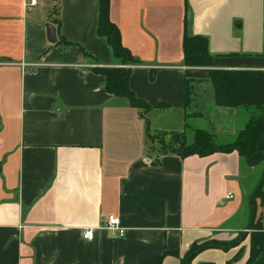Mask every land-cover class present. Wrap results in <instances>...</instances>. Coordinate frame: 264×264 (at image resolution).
I'll use <instances>...</instances> for the list:
<instances>
[{"label": "crops", "instance_id": "0c3cea01", "mask_svg": "<svg viewBox=\"0 0 264 264\" xmlns=\"http://www.w3.org/2000/svg\"><path fill=\"white\" fill-rule=\"evenodd\" d=\"M29 1L0 0V264H156L163 253L161 264H180L193 243L245 232L234 263L244 264L250 196L263 166H245L235 151L155 162L145 119L155 132L227 126L229 138L245 126L253 109L215 106L202 78L191 90L208 96L205 115L189 117L184 19L214 56L262 57L264 0H110L109 18L137 60L129 88L151 107L143 114L108 94L93 71L116 65L95 34L98 0H36L28 10ZM46 23L57 41L77 43L90 57L48 43ZM109 215L123 237L103 229ZM258 217L264 227V202ZM83 228L95 229L93 240L81 238ZM238 248L204 250L192 264H226Z\"/></svg>", "mask_w": 264, "mask_h": 264}, {"label": "trees", "instance_id": "16d2710c", "mask_svg": "<svg viewBox=\"0 0 264 264\" xmlns=\"http://www.w3.org/2000/svg\"><path fill=\"white\" fill-rule=\"evenodd\" d=\"M110 0H98L97 23L95 34L103 39L110 49L116 65L110 67H96L93 71L104 77V90L115 97L128 100L131 107L148 112L151 107L144 100L137 98L130 90L128 82L131 69L125 66L136 64L137 60L126 49L120 38V32L109 18ZM59 9L55 6L51 14L58 15ZM50 23L59 30V19L50 18ZM185 31L182 39L183 60L186 67L184 71V108H187L188 93L191 91V81L198 78L210 82L213 90V103L221 108H251L253 114L247 124L240 128L233 137L218 140L212 133L204 129H189L186 123L182 131L155 132L151 134L148 120L146 121V142L158 143L154 161L157 162L164 155H176L181 159L189 156L206 157L214 153L237 152L242 162L247 167L263 166L258 186L250 196L253 210L252 221L247 225L249 230V251L244 264H264V227L261 219L255 218L256 199L264 202V71L262 69H234L233 66H216L214 57H235L236 55L214 56L208 48V40L204 36L188 33V19H184ZM55 46L78 47L83 56L90 57L82 46L77 43L58 38ZM264 58V55L262 56ZM203 68L202 71L194 69ZM199 73L203 74L198 76ZM153 73L151 74V78ZM187 115L185 116L187 120ZM189 130H188V129ZM246 233L240 232L231 240L209 239L190 245L185 254L180 258V264H192L193 258L200 252L208 249L229 250L239 247L236 254L226 262L234 264L243 252L242 242ZM165 253L159 255L156 264H161ZM199 264H214L202 262Z\"/></svg>", "mask_w": 264, "mask_h": 264}, {"label": "rangeland", "instance_id": "374dc122", "mask_svg": "<svg viewBox=\"0 0 264 264\" xmlns=\"http://www.w3.org/2000/svg\"><path fill=\"white\" fill-rule=\"evenodd\" d=\"M194 70L202 71L204 69L203 68H197V69H194ZM202 75L203 74L199 73L198 76H202ZM193 82L195 83V81H191L190 86H193ZM198 82H200V81H198ZM194 85H196V84H194ZM198 96H199V93L197 92L196 89L191 90L188 93V100H187V104H186L187 106L186 107H187V112L189 114V117L190 116H197L196 114H200L199 116H201L203 114L204 107L208 104V101H209L208 96H203L202 97V92H201V95H200V98L202 100L199 99ZM204 115L205 114H203L202 117H204ZM208 116H210V114ZM211 121H212V119H211ZM235 127H236V131H238L241 126H235ZM188 128L190 130L191 129H197V128L206 129L207 126H189L188 125ZM225 128H227V126H222V127L221 126H212L213 130H211V128H210L209 132L212 133L218 140L227 139V138H229V136H226L227 132L225 131ZM153 133H155L154 127L151 126V134H153ZM154 139H155L154 142H152V141L148 142V154H149V157H152V158L156 156V153H157L156 150L158 148V143L156 142L157 139L156 138H154ZM259 202H260V199L257 198L256 199V206H257V204ZM246 231L249 232L248 228L246 229Z\"/></svg>", "mask_w": 264, "mask_h": 264}, {"label": "water", "instance_id": "95a60500", "mask_svg": "<svg viewBox=\"0 0 264 264\" xmlns=\"http://www.w3.org/2000/svg\"><path fill=\"white\" fill-rule=\"evenodd\" d=\"M45 29L48 43L55 44L57 42L55 27L46 23ZM213 64L216 66H233L234 69H262L264 58L254 56L214 57Z\"/></svg>", "mask_w": 264, "mask_h": 264}, {"label": "built area", "instance_id": "2783aa9c", "mask_svg": "<svg viewBox=\"0 0 264 264\" xmlns=\"http://www.w3.org/2000/svg\"><path fill=\"white\" fill-rule=\"evenodd\" d=\"M35 5H36V0H30L25 5V8L29 10L30 8H32ZM36 65L37 64H33L30 66H36ZM125 67L132 69L135 67V64H130V65H127ZM103 229L108 231L112 236H116V237H123L124 232H125L124 229L120 225L119 218L116 216H113V215H109L106 218L105 225L103 226ZM94 230H95L94 228H83L80 232L81 238L84 240H88V241L93 240L94 235H95Z\"/></svg>", "mask_w": 264, "mask_h": 264}]
</instances>
